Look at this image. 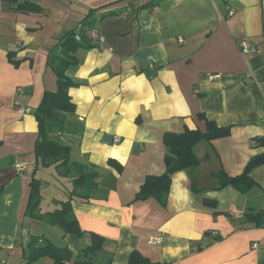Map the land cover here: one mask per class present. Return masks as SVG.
<instances>
[{"label": "crops", "instance_id": "0c3cea01", "mask_svg": "<svg viewBox=\"0 0 264 264\" xmlns=\"http://www.w3.org/2000/svg\"><path fill=\"white\" fill-rule=\"evenodd\" d=\"M17 2L0 0V161L11 157V166L0 169V264H26L31 236L64 242L73 252L67 264H74L92 233L105 239L89 255L93 264H128L133 250L165 264H264V226L245 217L248 210L264 209V163L251 171L257 184L247 193L218 188L214 175H239L253 156L264 154V0ZM88 16L104 46L92 42L75 52L78 61L66 74L75 83L69 94L76 111L63 112L64 126L52 133L71 147V160L98 172L89 200L71 202L85 231L79 236L25 213L39 137L34 111L45 92L57 91L50 61L62 56V39ZM240 39L258 50L242 53ZM200 113L231 125V132L195 146L199 192L189 172L179 170L166 206L135 201L146 177L165 171V133L205 131ZM55 172L68 182L67 192L45 201L43 173L42 213L69 198L78 170L71 176ZM155 237L163 243H152ZM30 264L55 262L44 257Z\"/></svg>", "mask_w": 264, "mask_h": 264}, {"label": "trees", "instance_id": "16d2710c", "mask_svg": "<svg viewBox=\"0 0 264 264\" xmlns=\"http://www.w3.org/2000/svg\"><path fill=\"white\" fill-rule=\"evenodd\" d=\"M17 2V0H10ZM18 3V2H17ZM19 8L38 9V7L29 2L18 3ZM78 31L69 32L61 42L62 56L54 57L50 65L57 74L58 88L55 92H45L41 104L35 109V116L39 125V137L35 146L36 161L32 171L31 193L26 217L31 219H40L48 222L50 225L59 226L65 234H74L82 236L83 231L79 221L72 212L71 202L74 197H81L83 200H89L90 193L97 186V171H85L84 166L71 160V147L60 142L52 135L56 127L64 126V113H74L76 104L72 101L69 89L75 84L66 74L68 67L77 63L74 55L80 47L92 46V42L87 36V29L96 27L93 17L88 16L80 25ZM80 35V39L76 36ZM12 54V53H10ZM64 112V113H63ZM201 119L206 120L207 129H186L183 132H166L164 135V144L166 146L165 171L160 175H149L141 185L140 190L135 196V201H145L148 199L157 200L162 206H166L171 188L173 174L179 170H186L190 174L193 190L199 192L196 187L197 169L201 163L195 146L201 141H212L217 138L228 136L231 132V125H218L215 121L208 119L203 113H200ZM264 142V138L261 140ZM119 170H122L121 164L114 160H109ZM264 163V154L253 156L246 164L244 171L236 176L228 175L224 170L214 173L220 180L218 188L231 185L243 193H247L257 184L251 176V171L258 165ZM55 165L58 173L63 176H71L74 170L78 173L72 177L73 190L69 193V198L60 203V207L42 213V179L38 177L39 170ZM206 205L216 206V202L204 198ZM245 217L249 221H255L258 225L264 226V209L248 210ZM105 245V239L98 234L92 233L91 243L84 249V256L75 259L74 264H93L89 255L101 250ZM25 263L30 264L44 257H50L55 264H67L73 260V252L66 245L56 244L41 236H31L25 246ZM128 264H165L162 262H153L143 256L138 250H133Z\"/></svg>", "mask_w": 264, "mask_h": 264}, {"label": "built area", "instance_id": "2783aa9c", "mask_svg": "<svg viewBox=\"0 0 264 264\" xmlns=\"http://www.w3.org/2000/svg\"><path fill=\"white\" fill-rule=\"evenodd\" d=\"M87 36L91 42H95L99 46H104V38H103V36H101L99 28L92 27L90 29H87ZM76 38L80 39L81 37H80V35H77ZM238 46H239V49L241 50V52L244 54H249V53H252L254 51L256 52L258 50L257 46L250 43L247 39H240L238 41ZM210 77H213V76L211 75ZM17 90L20 93L23 92L22 88H18ZM16 104L19 105V102L17 101ZM19 110L21 112H30L31 108L19 107ZM150 241L152 243L162 244L164 239L162 237H155V238H151Z\"/></svg>", "mask_w": 264, "mask_h": 264}, {"label": "rangeland", "instance_id": "374dc122", "mask_svg": "<svg viewBox=\"0 0 264 264\" xmlns=\"http://www.w3.org/2000/svg\"><path fill=\"white\" fill-rule=\"evenodd\" d=\"M50 167L44 168L39 170L38 173V177H40L43 173V175L46 177L48 183L46 185V188L44 189V193H45V201H51L52 196L54 197H61L59 195L62 194V196L64 195V193L67 192V188H68V182L66 180H64L62 176H57L56 172H55V168L52 167L51 170H47ZM46 171V172H44ZM65 197V196H64ZM57 244H63L64 242L59 241V240H55Z\"/></svg>", "mask_w": 264, "mask_h": 264}, {"label": "water", "instance_id": "95a60500", "mask_svg": "<svg viewBox=\"0 0 264 264\" xmlns=\"http://www.w3.org/2000/svg\"><path fill=\"white\" fill-rule=\"evenodd\" d=\"M113 139V136H107L106 140ZM11 166V157L6 156L0 161V169L9 168Z\"/></svg>", "mask_w": 264, "mask_h": 264}]
</instances>
